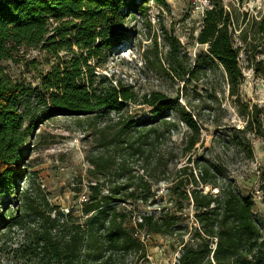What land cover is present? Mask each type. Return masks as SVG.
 I'll use <instances>...</instances> for the list:
<instances>
[{"label":"trees","instance_id":"trees-1","mask_svg":"<svg viewBox=\"0 0 264 264\" xmlns=\"http://www.w3.org/2000/svg\"><path fill=\"white\" fill-rule=\"evenodd\" d=\"M150 3L166 8V0H0V233L24 224L23 214L42 219L26 242L17 248L25 264H121V257L145 258L141 238L158 234L191 236L174 264H264V232L253 213V194H244L224 163L196 155L203 145L199 113H192L160 91L140 95L121 79L103 73L109 53L130 36L127 23L145 15ZM231 13L215 1L203 17L197 43L207 50L193 64L180 57V41L165 37L170 46L171 71L192 81L221 67L227 95L245 119L243 127L224 134L223 148L244 159L253 158L249 134L264 138L263 111L240 95L244 81L241 47L235 43ZM255 34L264 38V12L253 20ZM245 41L248 30L242 28ZM41 49L55 58L46 72L37 71L36 85L12 77L3 61L19 63L22 49ZM130 104L145 105L148 117L104 121L97 131L102 152L88 158L102 182L88 185L82 216L59 211L53 217L33 205L30 189H20L27 175L31 139L45 122L83 116L122 113ZM175 112L176 116L169 114ZM179 123L190 130L183 142L190 155L170 177L158 175L162 166L154 152L165 132ZM168 171V170H167ZM165 174V173H164ZM119 179L108 184L111 176ZM168 182L173 209L143 213L130 224L129 211L118 209L128 201L157 204L154 183ZM107 188V193H103ZM207 188L209 190H207ZM216 190V193L213 192ZM264 205V179L259 189ZM11 210L9 204H16ZM193 209L196 225L187 222Z\"/></svg>","mask_w":264,"mask_h":264},{"label":"rangeland","instance_id":"rangeland-1","mask_svg":"<svg viewBox=\"0 0 264 264\" xmlns=\"http://www.w3.org/2000/svg\"><path fill=\"white\" fill-rule=\"evenodd\" d=\"M163 8L150 3L147 14H139L127 23L130 36L109 53V58L101 71L111 78L121 79L124 84L134 88L140 95L160 91L192 113H199L203 145H197L196 155H203L224 163L230 177L244 194L254 196V217L264 232V205L257 190L264 179V138L248 136L253 145V158L244 159L232 149L223 148L224 134L233 127H243L245 119L239 114L232 100L227 95L221 67H215L208 75L192 81L180 79L171 71L169 64L170 46L166 42L168 35L176 37L180 43V57L186 64H193L197 55L207 50L206 45L197 43L196 37L202 27L203 18L194 11L190 0H166ZM217 0H211V5ZM224 9L231 13L232 30L235 43L241 47L240 65L244 72V81L240 95L250 105H258L263 111L264 124V38L254 32L253 20L259 19L264 12V0H218ZM248 30L247 40L240 37V30ZM19 63L3 61L6 71L15 79L32 85L38 83L37 71L30 62L35 61L38 70L48 71L55 58L47 52L31 48L22 49ZM149 110L145 105L130 104L122 113L111 112L105 117L96 115L83 116L82 122L71 117H60L49 120L36 129L31 139L33 145L26 164L27 175L19 181L20 189H30L33 205L53 217L59 211H69L76 217L82 216V204L88 196V185L102 182L88 161L92 155L102 152L97 141V131L104 121L116 122L121 118L148 117ZM171 117L176 113L171 112ZM190 132L184 123H179L177 131L162 137L161 145L154 152L159 157L161 167L158 175L163 177L170 172V177L190 155H185L183 142ZM168 170V171H167ZM165 173V174H164ZM119 179L111 176L114 184ZM170 184L166 181L154 183L157 193V204L128 201L121 203L118 209L129 211L130 224H134L140 214L150 213L160 208L173 209L172 197L167 192ZM207 190H209L207 188ZM216 193V190H213ZM103 193H107L104 188ZM16 204H9L11 210ZM190 225H196L193 209L185 210ZM24 224L13 226L0 233V264H25L17 253L34 229L40 227L42 219L33 214H23ZM141 238L146 246L145 258L134 254L121 257V264H174L182 253L184 238L166 235L142 233Z\"/></svg>","mask_w":264,"mask_h":264},{"label":"built area","instance_id":"built-area-1","mask_svg":"<svg viewBox=\"0 0 264 264\" xmlns=\"http://www.w3.org/2000/svg\"><path fill=\"white\" fill-rule=\"evenodd\" d=\"M194 11H198L202 18L206 11L211 8V0H190Z\"/></svg>","mask_w":264,"mask_h":264}]
</instances>
